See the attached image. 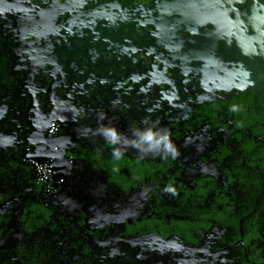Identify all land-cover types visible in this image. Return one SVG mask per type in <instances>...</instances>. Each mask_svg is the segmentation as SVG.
Here are the masks:
<instances>
[{"label": "flooded vegetation", "instance_id": "obj_1", "mask_svg": "<svg viewBox=\"0 0 264 264\" xmlns=\"http://www.w3.org/2000/svg\"><path fill=\"white\" fill-rule=\"evenodd\" d=\"M169 1L0 0V107L12 105L0 119V125L8 124L7 132L14 133L17 138L14 146L0 147V213L7 217L8 222L13 216L21 224V209L13 207L16 198L21 192H26L30 196L28 203H42L37 192L41 189L47 192L50 204L44 206L48 208L52 226L45 235L50 232L53 238L62 239L60 250L67 259L66 264L80 254V248L75 249L71 242L82 246L87 244L93 258L110 260L111 264H264V247L261 244L256 254L260 263L247 259L249 250L244 243L246 235L241 226L239 235L242 238L231 244L223 243L233 240L237 234L230 229H222L231 227L230 223H224L222 227L219 220V224L211 225V210L208 217L198 219L206 226H199L196 220L187 226L197 227L196 230L190 228L191 237L201 241L193 243L185 240L182 229L187 227L182 224V216L176 218L180 235L165 233L171 229L166 225L171 222L168 219L171 207L182 212V207L186 205L184 201H190L185 197L193 198L196 205L211 206V195H216L217 191L230 194L232 190L241 201L244 194L251 190L252 207L263 202L262 189L247 175L255 171L258 175L263 174L262 168L258 163L256 166L247 164L245 159H240L239 163L232 160L243 155L239 147L240 138L233 134L230 125L222 127L221 119L211 117L210 107L206 106V103L226 95V92L232 94L240 90L225 91L203 101L191 96L189 105L185 102L188 98L182 95L178 102L174 100V109L178 110L176 115L181 114V117L171 126L172 140L179 143L180 148H186V140L183 143L182 137L187 136L188 141L195 143L199 142L197 139L202 134V148L194 146L191 152L186 151L185 154L178 151L176 159L157 156L140 158L135 149L129 148L120 159L128 175L122 181L118 178L112 183L87 161L80 160L91 150H95L102 159L114 158V146L95 135L92 129L93 126L98 128L101 122L115 126L129 136L133 127L143 128L152 123L164 127L160 126L163 120L160 116H166V108L157 104L165 105L166 102L152 104L151 100L140 97L137 100L135 81L131 79L134 76H130L129 80L126 77L129 73L139 76L140 90L151 68L155 72L160 68L157 54L151 50L143 51L141 47L148 46L154 27L158 30L163 27L167 32L165 23H157L155 4L183 5L190 0ZM172 36L174 41L176 36L174 33ZM133 59L139 65L135 66ZM164 73L172 76L177 87H184L186 79L194 76L186 72L179 77L175 70L167 68ZM192 86L191 89L196 91L198 87L195 88V84ZM263 86L261 81L241 90L261 92ZM44 90L46 99L42 103ZM106 94L109 98L113 97V102H108ZM38 103L40 112L34 117ZM176 103L185 106L187 113L180 112L181 107L176 108ZM169 107L171 111L172 107ZM61 145L64 161L71 160L88 167L91 173L104 180L116 196L124 198L142 193L141 196L146 197L143 212L136 218L117 224L114 220L121 217L116 216L121 206L117 207V212L116 202L79 208L75 213L65 202L64 195L70 188L71 180L69 175L67 179L63 178L56 163L61 155ZM36 153H44L38 166L33 158ZM189 155H198L195 160L201 161V165L211 163L209 171L198 172V161L189 165ZM220 156L223 160L219 159ZM233 165H238V170L233 171ZM35 173H39L40 177ZM26 174L28 177H25ZM32 174L33 178L30 177ZM54 174L62 179L59 189L52 186ZM44 181L47 182L46 187ZM30 182L34 184L31 190L28 188ZM168 188L174 189L175 194L166 191ZM192 190L207 191L208 199L203 194H192ZM109 205L115 206L113 212ZM13 210L17 211V215L13 214ZM102 215H109L107 217L112 221L99 225L98 218ZM64 217L69 223L77 224L82 234L73 233L72 228L63 222ZM163 222L165 225L161 226ZM87 227L98 235L99 240L85 229ZM20 229L19 236L24 233L22 224ZM136 240L144 244L139 245ZM239 244H242L245 262L242 257L236 256L238 250L230 252ZM224 252H229L225 258L221 256Z\"/></svg>", "mask_w": 264, "mask_h": 264}, {"label": "rangeland", "instance_id": "obj_2", "mask_svg": "<svg viewBox=\"0 0 264 264\" xmlns=\"http://www.w3.org/2000/svg\"><path fill=\"white\" fill-rule=\"evenodd\" d=\"M162 1L170 2L169 0H157L155 3ZM154 7H156L154 14L158 16L157 23L160 25L165 23L167 32L164 31L163 27H160L159 30L154 27L153 32L151 31L148 46L145 48L141 47V49L143 51H152V53L155 52L161 66L156 72L151 68L150 73L142 81L140 90L139 76L129 73L126 79L134 76L130 78L135 81L134 92L137 100L140 97L151 100L152 104L161 101L166 102L165 105L164 103L157 104V106L166 108L167 112L165 117L161 114L160 117L163 120L160 122V126L163 125L171 132L172 124L175 121H179L181 114L176 115L178 110L174 109V100L178 102L180 95L188 98L185 102H188L187 105H189L191 96L203 101L212 96L220 95L225 91L241 90L247 88L248 85L255 86L257 82L262 81L264 85V0H190L183 5L155 4ZM171 28L176 29L169 32L168 30ZM172 33L176 36L174 41L171 38L173 37ZM133 60L135 66L139 65L137 60ZM166 68L167 70H175L176 75H179V77L180 74L185 75L186 72L191 76L194 74V76L186 79L183 83L184 87H177L176 85L178 84L172 76L163 75ZM130 70L134 71L132 68ZM193 84H195V88L198 87L196 91L192 90ZM35 90L37 89L35 88ZM162 91L168 92V94ZM108 95L106 94L109 99L108 102H113V97L110 96L109 98ZM42 96H44L41 99L43 103V100L46 99L45 90ZM168 102H170L169 106L172 107L171 111L167 105ZM11 106V104H7V108ZM35 107L34 117L39 115L40 104H36ZM175 107H181L179 111L182 113L187 111L185 106H181L178 103H176ZM8 129V124L0 125V133L13 135L14 133L9 134L7 132ZM92 129L95 130L96 127L93 126ZM200 136L202 134H199L197 139L199 142L195 143L188 141L187 136V139L185 136L182 137L183 143L186 140V148H180L179 143L173 142L178 151L185 154L186 151L191 152L194 146L202 148L203 140L200 141ZM59 149L61 155L56 163L63 173V178L69 175L68 179L71 180L69 181L70 188H67L64 194L65 202L68 203V206L70 204L71 209L75 213H77L79 208L96 207V205L109 204L110 202L115 204L116 202L117 212V207L121 206L119 215L116 214V216L121 215V217H117L114 220L117 224L120 221L136 218L143 212L142 209L146 204V197L144 195L141 196L142 193H135V195L124 198H120L119 195L116 196L115 193L109 190L110 188L104 180L98 175L91 173L88 167L70 162V159L69 162L64 161L65 157L62 156L63 146L61 145ZM57 155L59 156V152ZM196 157H189V165H192L194 161H198L196 165L198 172L209 171L210 168L208 166L211 163L201 165V161L195 160ZM33 158L38 166V163L44 158V153H36ZM33 175L30 177L33 178ZM36 175L38 178L40 177V175ZM52 178L54 179L52 186H60L62 179L56 174ZM44 184L46 187L47 182L44 181ZM33 187L34 184L30 182L28 188L31 190ZM47 189H49V186ZM37 195L43 205L50 204L49 194L43 189L39 190ZM5 204L3 208L6 207ZM114 208L115 206L109 205L111 212H113ZM12 212L17 215L16 210ZM100 213L101 211L97 215ZM107 216L109 215L100 216L98 224L101 225L100 223L102 222L107 224L112 221ZM12 218L7 223L5 231L0 234V261L6 259L7 264H15L13 262L17 261L15 258L16 252L14 251L16 245L23 241L22 235L24 234L19 236L18 231H21V224L18 223L16 217L12 216ZM217 233L219 234L218 231ZM147 238L150 239L149 237ZM137 244L141 245L144 243L140 241Z\"/></svg>", "mask_w": 264, "mask_h": 264}, {"label": "trees", "instance_id": "obj_3", "mask_svg": "<svg viewBox=\"0 0 264 264\" xmlns=\"http://www.w3.org/2000/svg\"><path fill=\"white\" fill-rule=\"evenodd\" d=\"M226 95L216 98L211 102L206 103V106L210 107L211 117L221 119L222 127L227 125L231 126L233 134L240 138L239 147L243 152L242 157H233V161L236 163L241 162L240 159H245L247 164L255 165L258 163L263 170V174H259L255 171L247 173L249 177L254 179L255 185L262 189L263 199L259 206L252 207L253 197L251 190L247 193L242 194L243 198L240 201V196L230 190V194H225L222 191H217L216 195H211V206L209 205H196L195 200L191 197L188 198L190 201L182 207V212H177L175 208L169 212L168 219L171 220L170 223L166 224L171 227L165 233H171L174 235H180L181 232L177 229V217L182 216V224L185 227L188 224H192L193 220H196V224L199 226H206L203 221L198 219L202 217H208L211 210V225L219 224L217 221L221 220L220 225L224 227V223H230L231 227L222 228L224 231L232 230L237 236L233 237L231 241H223L224 244H231L235 240L242 238L240 237V226L242 231L246 235L244 238V243L248 247V255L246 257L248 260L258 262L256 259L257 249L260 244L264 247V90L261 92L247 90H240L235 93H225ZM222 146L220 147V150ZM223 151V150H222ZM82 156V155H81ZM222 156L219 157L221 159ZM224 158V155H223ZM222 158V160H223ZM85 159V160H83ZM238 159V161L236 160ZM80 160L87 161L92 168H94L98 173L103 175L109 182H116L118 178L124 179L128 174L124 172L125 167L121 160H116L115 158H100L95 150L87 152V155L82 157ZM226 170V169H225ZM233 171L238 170V165H233ZM39 174V173H38ZM25 177H28L26 174ZM263 180L261 181L260 178ZM128 179V178H127ZM41 181V180H40ZM42 182V181H41ZM194 195H204L207 196V191H190ZM22 193V194H21ZM16 198L15 205L17 209H21V224L23 228V241L16 245V262L15 264H66L67 259L63 256V252L60 250L62 246V239L59 237L53 238V234L50 232L45 235L46 231H50L52 224L49 222L48 208L45 207L41 202H30L28 203L30 196L26 192H21ZM195 198L201 199L199 196H193ZM208 199V198H207ZM211 207V209H209ZM260 209V212H259ZM173 210V211H172ZM7 217L3 213H0V234L5 231L6 225L8 223ZM214 218L216 221H214ZM180 222L181 219H178ZM63 222L72 228V232L81 233L77 224L69 223L68 219L64 217ZM80 223V222H78ZM165 225V222L161 224ZM190 228L194 230L197 229L196 226L187 227L182 229L184 233L185 240L189 242H199L202 239H197L191 237ZM89 233L94 234L96 239L99 240L98 235L95 232L90 231V228H85ZM80 231V232H79ZM201 233V232H199ZM77 234V233H76ZM82 234V233H81ZM55 236H58L57 234ZM226 236H229L226 234ZM51 241V243H50ZM220 241L222 242L221 238ZM222 243V244H223ZM75 249L80 248V254L73 257L70 264H111L110 260H99L98 258H93L90 246L87 244L79 245L76 242H71ZM82 246V247H79ZM238 258L243 259L244 251L242 249V244H239L236 248L230 250L237 251ZM227 253H221L222 257H226ZM88 256V258H87ZM86 257V258H84ZM239 262L242 260L239 259ZM248 263V262H247ZM0 264H7L6 259L1 260ZM250 264V263H248Z\"/></svg>", "mask_w": 264, "mask_h": 264}, {"label": "clouds", "instance_id": "obj_4", "mask_svg": "<svg viewBox=\"0 0 264 264\" xmlns=\"http://www.w3.org/2000/svg\"><path fill=\"white\" fill-rule=\"evenodd\" d=\"M7 111V105L0 107V119L4 118ZM94 134L103 137L107 144L114 146L112 157L116 160L121 159L129 148L135 149L140 158L157 156L165 159L168 157L176 159L179 156L170 131L166 127L157 126L155 123L148 124L143 128L133 127L131 136L120 132L115 126L101 124L94 130ZM16 139L15 135L0 133V147H12L15 145ZM166 191L175 194L174 189L168 188Z\"/></svg>", "mask_w": 264, "mask_h": 264}]
</instances>
